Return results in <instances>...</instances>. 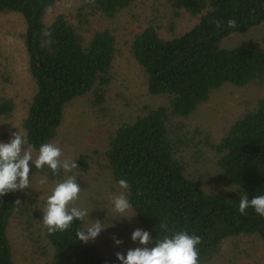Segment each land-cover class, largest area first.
<instances>
[{
	"label": "trees",
	"instance_id": "16d2710c",
	"mask_svg": "<svg viewBox=\"0 0 264 264\" xmlns=\"http://www.w3.org/2000/svg\"><path fill=\"white\" fill-rule=\"evenodd\" d=\"M56 1L0 0V13L19 14L25 24L21 39L35 93L22 129L33 151L56 138L68 103L88 94L93 95L95 106L106 101L117 55L112 21L137 0H82L81 10L86 13L76 16V27L63 14L45 22ZM157 2L166 12L146 22L130 41L129 50L144 75L146 93L163 97L167 103L146 108L133 119L111 116L103 167L118 186L121 179L128 182L125 195L137 225L150 234L149 248L156 239L185 231L201 238L199 264H213L221 258L224 241L247 239L251 247L264 241V216L253 208L245 214L239 211L241 197L251 200L264 195V48L221 43L264 24V0ZM94 15H101L108 24L100 30H83L82 24ZM185 15L196 23L174 35L176 21ZM229 19L236 21L235 28L228 26ZM162 28L172 34L170 38L159 35ZM81 30L89 35L85 38ZM226 84L253 86L262 96L213 142L208 131L190 127L187 120ZM12 112V101L0 99V116ZM206 155L211 156L207 161ZM207 162H211L209 168H205ZM77 165L86 171L87 159L81 156ZM193 169L205 176L213 174L218 189L203 187ZM38 171L50 179L62 175L61 170L54 174L47 166ZM103 201H94L92 206L97 217L108 223L104 219L107 201ZM40 217L43 212L36 200L19 189L0 197V264H13L7 230L14 219L29 229L39 224L36 234L40 236L33 243L46 257L44 264H121L116 253L104 255L93 242L78 240L76 232L85 229V218L74 221L68 230L49 234L38 223Z\"/></svg>",
	"mask_w": 264,
	"mask_h": 264
},
{
	"label": "rangeland",
	"instance_id": "374dc122",
	"mask_svg": "<svg viewBox=\"0 0 264 264\" xmlns=\"http://www.w3.org/2000/svg\"><path fill=\"white\" fill-rule=\"evenodd\" d=\"M157 1L137 0L130 10L118 15L112 21L111 27L115 30L117 41V55L112 65V80L105 96L106 101L95 106L93 95L88 94L68 103L63 110L56 138L51 141V144L61 149V160L75 161L77 164L81 156L85 157L88 163L87 170L82 171L76 167L70 172H65L61 169L60 178L50 179L38 171L35 164L30 161V186L23 191L20 190L26 196L35 199L38 208L44 213L47 199L54 187L69 176L76 177L81 192L74 206L86 209L90 213L85 217V229L94 220L98 219L102 222L92 205L94 201L106 200L108 214L104 215V219L108 220V223H105L108 227L103 229L94 241H91L104 255L119 252L126 256L129 249L144 247L139 241L132 240V233L142 229L137 225L131 209L125 213L129 217L133 215L130 220L121 218V214L114 210L111 197L125 194V191L111 180L108 171L104 169L102 153L111 116L122 115L127 119H133L142 115L146 108L153 110L167 103L163 97L150 96L146 93L144 75L129 50L130 41L146 27V22L154 18V15L161 18L166 12V8L160 6ZM81 8L82 0H57L54 7L47 13L45 22L49 24L54 17L63 14L76 27L78 25L76 16L82 12L86 13ZM164 20L166 21L165 18ZM195 23V19L186 15L182 16L176 21L174 35L188 31ZM106 24L108 21L103 20L101 15H94L90 16L88 22L82 24V27L83 30L94 31L103 29ZM165 25L163 21L162 26L165 27ZM24 30L25 24L19 14L0 13V99H10L13 103L12 114L8 117L0 116V142L4 143L10 142L11 134L14 132L24 136L22 121L26 117L27 109L35 93L21 39ZM83 30L80 32L86 38L89 33ZM159 35L170 38L172 34L162 28L159 30ZM221 43L224 47L258 45L264 48V24L244 34H233ZM261 96L262 93L253 86L237 88L226 84L212 92L209 100L198 107L197 111L188 118L187 123L192 128L196 126L202 131H208L211 140L216 142L238 117L254 106L256 99ZM38 155L39 151L32 150L33 160ZM210 158V155H206L204 160L207 161ZM207 164L205 168H209L211 162ZM193 170L203 187L210 190L218 189L213 174L205 176L200 169ZM42 180L45 182L41 183ZM38 223L43 224V217H40ZM38 228L39 224L29 229L18 219L10 221L7 233L13 264L45 263L46 257L41 256L40 248L33 243L35 236L38 238L40 236L36 234ZM116 239L122 243L117 245ZM246 240L241 239L238 243L224 241L221 258L213 264H264V241L251 247L246 244Z\"/></svg>",
	"mask_w": 264,
	"mask_h": 264
},
{
	"label": "clouds",
	"instance_id": "9594fccd",
	"mask_svg": "<svg viewBox=\"0 0 264 264\" xmlns=\"http://www.w3.org/2000/svg\"><path fill=\"white\" fill-rule=\"evenodd\" d=\"M227 23L230 28L237 26L233 19H229ZM217 27H220L219 22ZM61 156L59 147L45 143L40 146L39 155L33 160L32 146L28 144L26 138L18 132L12 133L10 142H0V197L17 189L23 191L30 186V161L35 164L36 169L47 166L54 174H58L61 169L70 172L78 166L75 161L61 160ZM44 182L41 181V183ZM118 183L122 189L129 187L124 179L119 180ZM80 192L81 188L74 176H69L54 187L43 213V224L47 227L49 234L68 230L74 221H83L86 216H89L90 213L86 209L74 206ZM111 202L114 210L121 214V218L131 219L133 215L130 217L125 215L132 207L125 194L111 197ZM20 203L19 200L16 201L17 205ZM248 208H253L257 214L264 216V195H256L251 200L247 195L241 197L240 213L245 214ZM106 227L108 226H105V223L97 219L86 229L78 230L76 237L79 241L88 243L94 241ZM163 227L167 229V225ZM132 240L139 241L144 247L129 249L126 256L117 252L116 257L121 264H199L197 248V245L201 244L199 236L177 231L171 236L166 235L162 239H156L155 246L148 248L147 245L151 242L149 232L137 229L132 233ZM115 243L119 245L122 241L116 239Z\"/></svg>",
	"mask_w": 264,
	"mask_h": 264
}]
</instances>
